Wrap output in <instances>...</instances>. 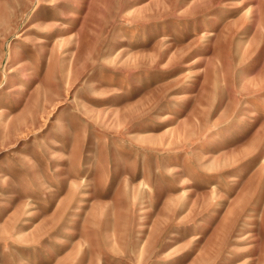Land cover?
<instances>
[{
  "label": "rangeland",
  "instance_id": "rangeland-1",
  "mask_svg": "<svg viewBox=\"0 0 264 264\" xmlns=\"http://www.w3.org/2000/svg\"><path fill=\"white\" fill-rule=\"evenodd\" d=\"M245 255L264 264V0H0V264Z\"/></svg>",
  "mask_w": 264,
  "mask_h": 264
},
{
  "label": "bare ground",
  "instance_id": "bare-ground-1",
  "mask_svg": "<svg viewBox=\"0 0 264 264\" xmlns=\"http://www.w3.org/2000/svg\"><path fill=\"white\" fill-rule=\"evenodd\" d=\"M208 32L207 31H204L203 33H202V35H201V38L203 39V38H206L207 36H210L209 34H207ZM76 36V33L75 34H72V35H70V40L69 41H72L73 39H71V38H73V37H75ZM61 41V40H60ZM200 60V58H197V59H195L193 62H195V61H199ZM211 192L213 191V192H215V190H213V188L210 190ZM250 257H251V255H245L243 258H244V260L242 261V263L243 264H252V262H253V260L252 259H250Z\"/></svg>",
  "mask_w": 264,
  "mask_h": 264
}]
</instances>
